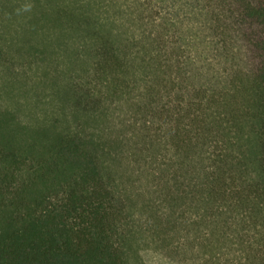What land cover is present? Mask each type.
<instances>
[{
	"label": "trees",
	"instance_id": "16d2710c",
	"mask_svg": "<svg viewBox=\"0 0 264 264\" xmlns=\"http://www.w3.org/2000/svg\"><path fill=\"white\" fill-rule=\"evenodd\" d=\"M25 6L74 69L0 104V264H264V0Z\"/></svg>",
	"mask_w": 264,
	"mask_h": 264
},
{
	"label": "rangeland",
	"instance_id": "374dc122",
	"mask_svg": "<svg viewBox=\"0 0 264 264\" xmlns=\"http://www.w3.org/2000/svg\"><path fill=\"white\" fill-rule=\"evenodd\" d=\"M25 5L27 0H0V104L14 109L24 122L37 124L58 110L63 77L74 68H63L66 48L51 31L21 37L30 11Z\"/></svg>",
	"mask_w": 264,
	"mask_h": 264
}]
</instances>
